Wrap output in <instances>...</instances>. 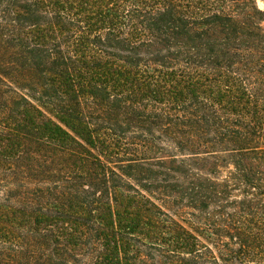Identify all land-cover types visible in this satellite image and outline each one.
Masks as SVG:
<instances>
[{"label":"trees","instance_id":"16d2710c","mask_svg":"<svg viewBox=\"0 0 264 264\" xmlns=\"http://www.w3.org/2000/svg\"><path fill=\"white\" fill-rule=\"evenodd\" d=\"M264 0H0V264H264Z\"/></svg>","mask_w":264,"mask_h":264},{"label":"rangeland","instance_id":"374dc122","mask_svg":"<svg viewBox=\"0 0 264 264\" xmlns=\"http://www.w3.org/2000/svg\"><path fill=\"white\" fill-rule=\"evenodd\" d=\"M257 3H258V6H259L260 8H264V4H263V2L258 1ZM263 24H264V22H263Z\"/></svg>","mask_w":264,"mask_h":264}]
</instances>
